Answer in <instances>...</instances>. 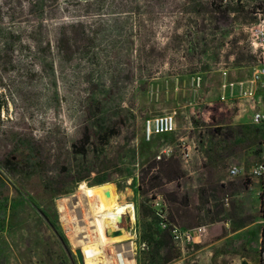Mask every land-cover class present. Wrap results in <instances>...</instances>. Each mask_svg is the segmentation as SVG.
I'll use <instances>...</instances> for the list:
<instances>
[{"label": "rangeland", "instance_id": "obj_1", "mask_svg": "<svg viewBox=\"0 0 264 264\" xmlns=\"http://www.w3.org/2000/svg\"><path fill=\"white\" fill-rule=\"evenodd\" d=\"M263 14L264 0H0V264H78L57 205L82 184L134 205L120 228L137 264H264L248 179L264 128L218 100L221 71L257 64ZM169 114L175 131L146 141L144 120ZM155 203L202 229L192 244L174 246Z\"/></svg>", "mask_w": 264, "mask_h": 264}, {"label": "bare ground", "instance_id": "obj_2", "mask_svg": "<svg viewBox=\"0 0 264 264\" xmlns=\"http://www.w3.org/2000/svg\"><path fill=\"white\" fill-rule=\"evenodd\" d=\"M57 206L82 264H137L136 245L120 228L124 216L136 219L132 203L113 204L105 186L90 189L82 184L75 193L60 197ZM116 230L121 235L111 237Z\"/></svg>", "mask_w": 264, "mask_h": 264}, {"label": "built area", "instance_id": "obj_3", "mask_svg": "<svg viewBox=\"0 0 264 264\" xmlns=\"http://www.w3.org/2000/svg\"><path fill=\"white\" fill-rule=\"evenodd\" d=\"M249 45L252 53L256 56L257 64L251 69L247 78L241 80H230L226 71H221V80L218 85V100L227 105L235 102L243 107V112L248 114L254 126L264 128V14L258 16L257 25L249 29ZM176 124L172 114L147 118L143 123V135L146 141L156 135L171 134L175 131ZM230 177L242 176L240 168L231 166L228 169ZM250 180L249 188L259 187V194L264 186V162L254 166L248 173ZM156 216L159 218V225L163 231H167L177 249L182 250L184 246L194 242L193 232L197 231V236L202 229L183 231L170 224L160 207Z\"/></svg>", "mask_w": 264, "mask_h": 264}, {"label": "trees", "instance_id": "obj_4", "mask_svg": "<svg viewBox=\"0 0 264 264\" xmlns=\"http://www.w3.org/2000/svg\"><path fill=\"white\" fill-rule=\"evenodd\" d=\"M260 199V213L262 218L264 219V186H263V191L259 196ZM260 252L263 253L264 252V225L261 228V232H260ZM260 264H262V260L260 259Z\"/></svg>", "mask_w": 264, "mask_h": 264}, {"label": "crops", "instance_id": "obj_5", "mask_svg": "<svg viewBox=\"0 0 264 264\" xmlns=\"http://www.w3.org/2000/svg\"><path fill=\"white\" fill-rule=\"evenodd\" d=\"M211 250L213 251L214 249L212 248ZM234 264H260V260L259 258H254L252 260L242 259L240 262Z\"/></svg>", "mask_w": 264, "mask_h": 264}, {"label": "water", "instance_id": "obj_6", "mask_svg": "<svg viewBox=\"0 0 264 264\" xmlns=\"http://www.w3.org/2000/svg\"><path fill=\"white\" fill-rule=\"evenodd\" d=\"M75 254H76V258H77L78 264H82V259H81V255H80L79 250H76Z\"/></svg>", "mask_w": 264, "mask_h": 264}]
</instances>
